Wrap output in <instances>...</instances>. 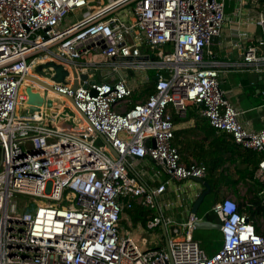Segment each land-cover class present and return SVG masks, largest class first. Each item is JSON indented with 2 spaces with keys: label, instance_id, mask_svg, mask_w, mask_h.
I'll return each instance as SVG.
<instances>
[{
  "label": "built area",
  "instance_id": "built-area-1",
  "mask_svg": "<svg viewBox=\"0 0 264 264\" xmlns=\"http://www.w3.org/2000/svg\"><path fill=\"white\" fill-rule=\"evenodd\" d=\"M224 2L108 0L90 10L87 0H0V264H264L263 220L240 212L232 195L212 207L222 247L207 256L193 239L201 219L189 214L177 223L165 215L175 205L162 201L167 183L148 188L130 175L136 163L148 161L177 183L206 176L204 164L184 163L173 144L170 108L185 117L190 104L201 106L215 132L263 155L264 130L241 125L218 71L205 60L224 25ZM84 8L83 19L67 21ZM257 24L261 38L242 52V61L259 71L264 15ZM87 57L93 58L79 62ZM41 58L69 72L68 84L53 87L73 99L74 117L64 119L78 129L59 123L64 107L50 117L21 114L22 86ZM103 68L124 77L80 81ZM136 75L143 80L130 83ZM151 80L153 91L135 100L137 87ZM258 168L264 171V159ZM134 206L150 213L146 231L164 230L165 246L150 248L147 237L121 233L123 213Z\"/></svg>",
  "mask_w": 264,
  "mask_h": 264
},
{
  "label": "crops",
  "instance_id": "crops-1",
  "mask_svg": "<svg viewBox=\"0 0 264 264\" xmlns=\"http://www.w3.org/2000/svg\"><path fill=\"white\" fill-rule=\"evenodd\" d=\"M260 1L225 0L223 28L220 35L214 38L207 48L210 56L208 54L205 57V60L212 63V68L218 71L219 87L224 97L240 113L239 122L246 130L252 132L264 130V66H261V69L257 71L252 67L243 65L242 52L248 47L256 46L261 38L262 30L257 23L264 15V0ZM258 54H262L261 50H258ZM89 60L91 58L87 57L79 62L86 63ZM97 60L103 61L101 57H97ZM149 73L154 76V72ZM123 77V72L119 71L117 74H113L110 69L103 68L102 71H90L88 80L90 82H110ZM150 78L152 79L153 77ZM141 79L142 75H136L129 82L135 83ZM149 83L137 87L136 92H138L139 96L142 92L143 94L136 100H144L153 91V88L151 90L146 89ZM30 88L33 89V87ZM200 111L201 106L190 104L185 117H179L173 108H170L172 118H178L177 122L174 123L173 144L178 148L184 163L196 161L207 166L208 171L203 180L209 188V194L200 204L196 216L199 219H204L207 215L206 213L209 212L211 214L210 218L215 223H219L211 210L222 198L230 195L235 198L236 196L233 193L238 188H243L244 192L243 199L239 198L238 204H247L248 200L253 198L255 180L247 178L245 181L237 182L239 180L238 171H243L246 168L247 172H251L253 166L245 165L243 168L241 167V158L233 155L231 149L235 150L234 147H237L240 152L249 150L236 146L229 136L215 132L208 121L201 116ZM263 159L264 153L261 156L256 155L255 162H258V165ZM263 172L258 169L255 178L257 179ZM130 175L136 176L148 188L155 187L161 182L167 183V191L164 193L162 201L174 202L175 205L171 210H166L165 215L171 217L177 223L184 222L189 214H193L191 211L194 203L199 195L206 190L204 185L194 181L183 183L170 181L165 173H160L155 165L148 161L136 163L130 169ZM234 183L237 184L234 185ZM206 201H210V204L204 205ZM247 205L249 208L250 204ZM135 208H138V206H135ZM251 210L254 211V207ZM146 212L147 216L144 224L141 221L136 224L133 223V225H137V232L134 234L126 231L125 233H129L134 239H139L142 236L147 237L146 234L149 233L152 237L151 239L147 237L150 241L149 247L165 246L163 229H157L152 232L145 230L146 222L150 217V213L147 210ZM125 213L128 214V211ZM244 213L248 214L253 220L262 219L264 223L263 215H254L252 217L249 212L246 211ZM121 233L124 232L121 230Z\"/></svg>",
  "mask_w": 264,
  "mask_h": 264
},
{
  "label": "water",
  "instance_id": "water-1",
  "mask_svg": "<svg viewBox=\"0 0 264 264\" xmlns=\"http://www.w3.org/2000/svg\"><path fill=\"white\" fill-rule=\"evenodd\" d=\"M262 1L263 0H261L260 2H262ZM61 62H63V61H61ZM50 69H51V73L49 72ZM33 70H34L35 76H32V75L27 76L25 78L26 81H29L31 83H35V84L41 86L43 88V91L45 94L53 93L57 97L65 99L66 101H68L70 103V105L75 110H77L73 99L65 98V97L58 95L57 92L55 91L54 87H53V84H62V85L68 84L65 79H66V77L69 76V72L62 65H60L59 62H56L55 60L54 61H47L44 64L36 65L33 68ZM72 75L75 78V80L73 81L72 87L74 89H76L78 86V80H77L76 72L74 70H72ZM40 78L46 79L49 82H51L52 84L41 81ZM79 79H80V81H87L88 76L87 75H80ZM25 93L27 94V101H26V105H27L26 111L27 112L26 113L29 116H32L35 113H38V114L43 113L45 116L50 117L52 115V109L59 106L58 105L59 103H57V100H58L57 98L55 99V105H53L52 102L50 101V99H48L47 95L45 97L44 96L34 97L30 94L31 90L29 88L25 89ZM66 114L69 117H74V113L72 111H70L69 109H65L64 113L61 115V119H64ZM79 114L82 117V119L85 121L84 115L81 114L80 112H79ZM101 138L103 141H105L103 139V137H101ZM107 147L115 155L114 151L109 147V145ZM192 181H194L195 183H198V184H202L206 187V190L201 195H199V197L197 198L196 202L193 205L191 213L196 215L200 204L202 203L204 198L209 194V188L203 179H193ZM206 214L207 215L204 219H201L200 222L196 223V225H195L196 229H204V230L214 229V230L220 231L221 225L219 223H215L210 218L211 214L209 212ZM166 247H167V245H166Z\"/></svg>",
  "mask_w": 264,
  "mask_h": 264
},
{
  "label": "rangeland",
  "instance_id": "rangeland-1",
  "mask_svg": "<svg viewBox=\"0 0 264 264\" xmlns=\"http://www.w3.org/2000/svg\"><path fill=\"white\" fill-rule=\"evenodd\" d=\"M88 2V8L90 10H96L102 5H105L108 3V0H87ZM99 3V4H98ZM88 8H84L82 10H78L76 12H73L71 15L67 17L68 22H74V21H80L83 19L86 14L89 12ZM93 58V57H91ZM41 58L40 60H42ZM44 61H46L44 59ZM46 63V62H45ZM37 64H35L36 66ZM33 66V67H35ZM51 73V69L49 70ZM33 72V68L31 70ZM149 77H153L148 74ZM30 86L39 90L41 87L35 83H30ZM25 92V91H24ZM59 100V99H58ZM57 100L58 105L67 109H70V103L67 101L69 105H64L63 102L61 103L60 101ZM66 102V101H65ZM60 108V107H57ZM26 112V111H25ZM25 112H22V115H27ZM59 123H62L66 126H68L70 129H78V127L73 123L71 119L65 120V119H59ZM243 188H238L237 193H233L234 196H236V201L239 202V198L243 199ZM23 197H18L16 200L21 201ZM210 201H206L204 205H209ZM120 229L125 233L126 231H130L135 234L137 232V225H133V222L130 220L129 215L127 213H123L122 219L119 223ZM155 234V233H154ZM162 234V233H161ZM146 234V236L151 239V235ZM163 236V235H162ZM193 239L195 242L198 243L199 248L207 255V256H212L214 255L218 249H221L222 247V237L219 231L211 229V230H204V229H196L193 233ZM163 247V246H161ZM151 248V247H150Z\"/></svg>",
  "mask_w": 264,
  "mask_h": 264
},
{
  "label": "trees",
  "instance_id": "trees-1",
  "mask_svg": "<svg viewBox=\"0 0 264 264\" xmlns=\"http://www.w3.org/2000/svg\"><path fill=\"white\" fill-rule=\"evenodd\" d=\"M154 83L151 80L150 83L146 86V89H150L153 88ZM143 92L141 93L140 96H142ZM138 92L135 91L134 93V99L136 100L137 98L140 97ZM177 117L172 118L173 123L177 122ZM234 145V144H233ZM235 146V145H234ZM235 150L231 149V153L233 155H236L238 158H241L240 160V164L241 167L243 168V166L245 165H251L253 166V170L251 172H247L246 168L243 169V171L239 170V181H245V179L249 178L254 179L255 183H254V189H255V194L253 195L252 199L248 200L247 204H250V207L248 208L247 204L245 203H239V211L244 213V212H249L250 215L253 217L254 215H263L264 216V195L262 194V190L264 189V172L262 175L258 176L257 179L256 177V172L259 169L257 163L255 162L256 160V155L253 152H249V151H238L239 149L237 147H234ZM206 166V165H205ZM207 168V166H206ZM208 171V168H207ZM237 183H234V185ZM235 193H237V191L235 190ZM246 199V198H245ZM244 199V200H245ZM135 207V206H134ZM134 207L128 211V215L130 217V219L133 221V223H137L138 221H141V223H145L146 221V216H147V212L146 210L142 209V208H135ZM252 207H254V211H252ZM127 212V211H126ZM118 228L120 229L119 225Z\"/></svg>",
  "mask_w": 264,
  "mask_h": 264
},
{
  "label": "bare ground",
  "instance_id": "bare-ground-1",
  "mask_svg": "<svg viewBox=\"0 0 264 264\" xmlns=\"http://www.w3.org/2000/svg\"><path fill=\"white\" fill-rule=\"evenodd\" d=\"M47 61H50V60H46V61H41V60H35L34 61V63L35 64H37V65H39V64H44L45 62H47ZM50 72V71H49ZM31 75L32 76H35V74H34V70H33V72H31ZM40 80L41 81H44V82H46V83H49V84H52L51 82H49L48 80H46V79H43V78H40ZM30 83L31 82H29V81H25L24 82V84H23V86H22V91L24 92L25 91V89L26 88H29L30 90H31V95L32 96H34V97H41V96H46L47 95V97H48V99H50V101L52 102V104L53 105H55V99L57 98V99H59V101L62 103L63 102V104L64 105H69L68 103H67V101L65 102V100L64 99H62V98H60V97H57L56 95H54L53 93H47V94H45L44 93V91H43V88L41 87L39 90H37V89H35V88H30L31 86H30ZM26 107H27V105H26ZM58 107H60L61 108V106H58Z\"/></svg>",
  "mask_w": 264,
  "mask_h": 264
}]
</instances>
